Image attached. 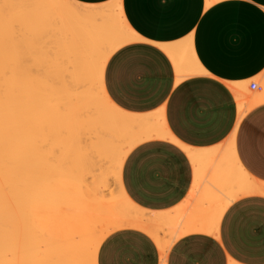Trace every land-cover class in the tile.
I'll return each mask as SVG.
<instances>
[{"label": "bare ground", "instance_id": "1", "mask_svg": "<svg viewBox=\"0 0 264 264\" xmlns=\"http://www.w3.org/2000/svg\"><path fill=\"white\" fill-rule=\"evenodd\" d=\"M118 3L0 0V264H95L101 242L126 228L148 233L164 260L179 236L214 232L232 202L264 196L256 180L246 177L235 151L240 121L264 102V75L230 84L238 104L236 128L225 143L206 150L178 142L161 113L109 111L96 102L104 73L91 79V63L106 66L114 51L136 39L126 30ZM65 4L69 7L55 6ZM49 17L60 21L54 31L74 30L78 42V54L71 55L54 39L57 55L72 66L71 87L63 83L62 72L50 79L44 71L50 61L36 40L48 31L43 21ZM174 62L178 80L202 72L186 47H178ZM254 85L259 90H252ZM103 96L109 97L106 90ZM85 111L87 120L80 118ZM152 138L180 144L196 171L192 195L170 211L143 209L122 184L127 154Z\"/></svg>", "mask_w": 264, "mask_h": 264}, {"label": "crops", "instance_id": "2", "mask_svg": "<svg viewBox=\"0 0 264 264\" xmlns=\"http://www.w3.org/2000/svg\"><path fill=\"white\" fill-rule=\"evenodd\" d=\"M75 1L101 4L112 0ZM219 2L208 5V0H203L200 11L197 0L187 4H178L177 0H131L128 10L133 22L141 27L152 12L172 15L175 23L170 31L160 34L172 39L154 41L169 57L168 64L153 59L152 53H126L131 59V72L122 87L134 93L136 99L126 101V107H118L138 115L161 113L174 138L192 150L212 149L226 142L238 121L237 97L230 84L252 83L264 75V13L228 7L203 19ZM230 2L264 9L261 0ZM188 28L191 34L181 37L180 33ZM135 45L136 39L118 48L106 65L123 49ZM179 46L190 50L191 59L202 67L201 73L178 80L174 57ZM107 94L111 95L108 91ZM134 151L138 153V163L130 178L126 162ZM235 151L244 169L264 182L260 176L264 102L251 108L240 121ZM250 161H255L253 168L248 166ZM122 169L125 192L134 203L150 211L164 212L182 206L195 187L196 171L190 156L169 139L140 142L127 154ZM113 234L122 237L110 257L115 264H220L222 255L229 264H264V196L251 195L232 202L214 232L192 231L179 236L164 260L148 233L126 228L108 236Z\"/></svg>", "mask_w": 264, "mask_h": 264}, {"label": "snow or ice", "instance_id": "3", "mask_svg": "<svg viewBox=\"0 0 264 264\" xmlns=\"http://www.w3.org/2000/svg\"><path fill=\"white\" fill-rule=\"evenodd\" d=\"M131 0H119V3L116 5L117 10L123 9L124 15L122 16V20H128L129 23L126 26V30L131 32L136 37V45L134 48H125L117 55L113 56L110 63L108 65H103L102 61H95L90 65V78L98 81L101 70L104 73L105 79V87L101 89L97 96L95 97L96 102L103 104L105 108L109 111L114 110L118 106H127L126 101H133L136 99L134 93L128 92L122 86L126 82L129 73L131 72L130 64L131 59L126 53L134 52V51H143L147 53L153 54V59L158 58L163 61L165 64H168L169 57H167L166 53L163 49L159 48V46L154 43L157 40L163 39H172L166 36L160 35L161 33H166L170 31L175 23V19L172 15H169L165 12H152L146 17L144 25L138 26L136 25L132 17L128 14V10L130 7ZM147 2V0H145ZM191 2V0H177L178 4H187ZM200 11L203 10L204 4L203 0H197ZM261 3H264V0H261ZM9 6V5H6ZM40 6H49V5H40ZM56 7H69V5H55ZM71 7H76L75 5H71ZM228 7H244L249 10L257 11L259 13H264V9H255L254 5L248 3H240L237 2L235 4L231 3L230 0H220L219 3L213 5L208 14L204 16L203 19H207L208 15L214 14L218 11H222ZM199 18V12L197 14ZM46 25H48V31L37 38L36 43L37 46L40 47L46 57L49 59L50 64L46 66L44 71L47 72L49 78H53L57 75V73L62 72L63 83L67 86H72V77L70 75L72 71V66L68 63V58L61 57L57 55V47L54 43V39H59L69 50L71 55L78 54V42L74 36L73 31L61 32L54 31L59 29L60 21L58 18L49 17L43 21ZM195 23V21L193 22ZM203 23V20H201ZM199 31V30H197ZM191 34V28L186 29L184 32L180 33L181 37L185 35ZM66 67L67 71H63V68ZM209 74V73H206ZM210 75V74H209ZM107 90L111 93V95L107 98L103 96V91ZM95 91V89H94ZM123 93V94H121ZM163 99V98H162ZM162 102V101H161ZM89 115L88 111L80 113V118L87 120ZM196 131V129H193ZM179 135V133H178ZM83 140V138H82ZM138 163V153L134 151L131 153L127 159L126 166L131 174L135 172V165ZM163 163H167L164 161ZM255 165V161L248 162V166L253 168ZM162 166V165H161ZM261 179L264 180V159L260 162ZM122 242V237L117 234H113L111 236L106 237L100 245V249L97 253V258L95 260V264H115V261L110 259L115 247ZM28 264H39L37 261L28 262ZM220 264H229L228 258L222 255V259Z\"/></svg>", "mask_w": 264, "mask_h": 264}, {"label": "rangeland", "instance_id": "4", "mask_svg": "<svg viewBox=\"0 0 264 264\" xmlns=\"http://www.w3.org/2000/svg\"><path fill=\"white\" fill-rule=\"evenodd\" d=\"M252 99H253V97H252ZM251 101H252V100H251ZM251 103H252V102H251ZM246 177L249 178L250 180H253V178H254V179L256 180V182H257L256 185H257V186L259 185L258 187L264 190V182H262V181L256 179L255 177L251 176L249 173L246 175ZM110 179H111V180H110V181H111L110 183H112L111 185H112L113 189H114V190L117 189V191H118L119 188H118V186H117V182L114 181L113 178H110ZM113 182H115V185H116L117 188H115V185H113V184H114ZM117 191H116V192H117ZM248 196H251V195H248ZM260 196H261V195H260ZM245 197H246V196H245Z\"/></svg>", "mask_w": 264, "mask_h": 264}, {"label": "built area", "instance_id": "5", "mask_svg": "<svg viewBox=\"0 0 264 264\" xmlns=\"http://www.w3.org/2000/svg\"><path fill=\"white\" fill-rule=\"evenodd\" d=\"M256 85H254V88H255Z\"/></svg>", "mask_w": 264, "mask_h": 264}]
</instances>
